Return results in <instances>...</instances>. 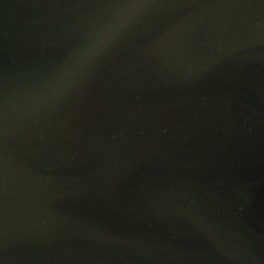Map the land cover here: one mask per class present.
Returning <instances> with one entry per match:
<instances>
[{
	"label": "water",
	"instance_id": "1",
	"mask_svg": "<svg viewBox=\"0 0 264 264\" xmlns=\"http://www.w3.org/2000/svg\"><path fill=\"white\" fill-rule=\"evenodd\" d=\"M0 264H264V0H0Z\"/></svg>",
	"mask_w": 264,
	"mask_h": 264
}]
</instances>
